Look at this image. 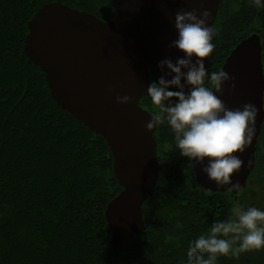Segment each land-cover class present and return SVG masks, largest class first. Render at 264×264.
I'll list each match as a JSON object with an SVG mask.
<instances>
[{
  "label": "trees",
  "instance_id": "trees-1",
  "mask_svg": "<svg viewBox=\"0 0 264 264\" xmlns=\"http://www.w3.org/2000/svg\"><path fill=\"white\" fill-rule=\"evenodd\" d=\"M51 1L0 0V264H181L189 241L226 218L233 202L264 209V120L255 166L239 192L203 187L163 124L154 131L159 177L142 205L145 227L114 247L105 210L123 186L112 151L102 134L57 103L45 71L25 51L29 20ZM60 1L104 20L116 15L112 0ZM213 27L208 73L222 69L253 33L261 36L264 67V9L222 0ZM148 68L150 81L157 80ZM140 105L154 109L146 94ZM166 233L179 239L165 242ZM218 264H264V250Z\"/></svg>",
  "mask_w": 264,
  "mask_h": 264
},
{
  "label": "water",
  "instance_id": "water-1",
  "mask_svg": "<svg viewBox=\"0 0 264 264\" xmlns=\"http://www.w3.org/2000/svg\"><path fill=\"white\" fill-rule=\"evenodd\" d=\"M116 15L104 20L60 0L44 3L29 20L25 51L45 71L52 97L90 128L102 134L112 151L114 173L123 189L107 205L105 216L114 247L145 227L142 205L159 177L157 141L146 129L151 112L140 105L151 83L148 64L159 76L158 62L183 53L169 44L178 37L175 13L210 9L212 26L222 0H112ZM209 58H204L207 69ZM222 69L234 77L220 96L230 109L254 104L259 115L254 136L242 154L244 165L232 177L245 186L256 161L258 137L264 120V67L258 33L242 39L227 56ZM235 83V90H231ZM187 90V87L186 89ZM132 96L119 104L117 96ZM219 95V94H217ZM251 161V164H248ZM195 167L197 181L220 191Z\"/></svg>",
  "mask_w": 264,
  "mask_h": 264
},
{
  "label": "clouds",
  "instance_id": "clouds-1",
  "mask_svg": "<svg viewBox=\"0 0 264 264\" xmlns=\"http://www.w3.org/2000/svg\"><path fill=\"white\" fill-rule=\"evenodd\" d=\"M247 3L264 9V0ZM211 20L212 11L203 6L175 13L178 37L169 48L184 55L175 62L171 58L158 62L162 74L149 84L146 92L154 106L146 129L152 132L160 125L169 126L178 153L187 158L190 169L199 164L218 188L228 186V191L239 192L241 185L232 177L244 165L241 157L252 143L259 109L251 103L230 109L220 98L225 83L234 81V77L224 69L211 73L206 69L204 58L215 48L216 29L209 26ZM231 90H235V83ZM133 99L129 95L116 97L119 104H130ZM185 183L192 187L188 180ZM176 239L179 237L174 234L164 236L165 242ZM260 250H264V209L245 207L236 201L226 218L216 219L206 232L189 241L186 260L181 264H218L221 257L239 259L243 253Z\"/></svg>",
  "mask_w": 264,
  "mask_h": 264
}]
</instances>
